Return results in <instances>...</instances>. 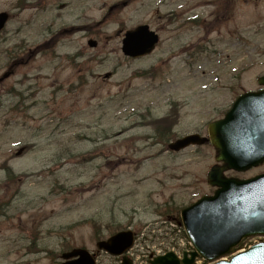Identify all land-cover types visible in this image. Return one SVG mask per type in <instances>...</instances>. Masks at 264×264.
Masks as SVG:
<instances>
[{
  "label": "rangeland",
  "instance_id": "rangeland-1",
  "mask_svg": "<svg viewBox=\"0 0 264 264\" xmlns=\"http://www.w3.org/2000/svg\"><path fill=\"white\" fill-rule=\"evenodd\" d=\"M3 11L0 264H61L75 247L121 264L96 244L126 229L134 264L190 250L180 213L214 193L216 152L164 149L207 135L238 95L261 88L264 0H0ZM141 24L161 40L128 58L123 36ZM163 117L171 130L154 120Z\"/></svg>",
  "mask_w": 264,
  "mask_h": 264
},
{
  "label": "water",
  "instance_id": "water-1",
  "mask_svg": "<svg viewBox=\"0 0 264 264\" xmlns=\"http://www.w3.org/2000/svg\"><path fill=\"white\" fill-rule=\"evenodd\" d=\"M8 18V13H0V31ZM158 40L159 36L148 25H141L126 32L122 50L127 56H144L154 50ZM89 44L96 46L97 42L91 40ZM8 76L9 73L2 79ZM259 83L264 85V76ZM209 134V138L189 135L170 144L171 149L180 150L190 144L210 141L216 148L217 161L223 162L214 165L208 173L209 184L218 187L215 194L203 196L182 211L183 223L196 251L191 252V257L185 254L183 260L169 252L156 257L151 264H192L199 254L214 260L228 254L243 238L264 235V174L247 180L228 178L224 174L231 169L246 171L264 162V90L239 97L224 119L210 124ZM133 243L134 234L128 230L98 242V247L120 255ZM73 257L78 258L63 264H96L85 249L63 254L65 259ZM123 260V264H132L126 256ZM216 264H264V242L230 261Z\"/></svg>",
  "mask_w": 264,
  "mask_h": 264
}]
</instances>
